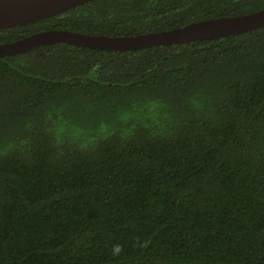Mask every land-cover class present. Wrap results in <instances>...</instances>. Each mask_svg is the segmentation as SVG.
<instances>
[{"label": "trees", "instance_id": "16d2710c", "mask_svg": "<svg viewBox=\"0 0 264 264\" xmlns=\"http://www.w3.org/2000/svg\"><path fill=\"white\" fill-rule=\"evenodd\" d=\"M262 8L88 0L0 29V43L47 29L135 35ZM0 264H264V26L0 57Z\"/></svg>", "mask_w": 264, "mask_h": 264}, {"label": "water", "instance_id": "95a60500", "mask_svg": "<svg viewBox=\"0 0 264 264\" xmlns=\"http://www.w3.org/2000/svg\"><path fill=\"white\" fill-rule=\"evenodd\" d=\"M86 1L88 0H0V29L37 21ZM261 26H264V8L248 14L197 20L168 30L135 35H93L68 29H47L0 43V57L58 42L91 49L134 50L156 45L213 39L246 32Z\"/></svg>", "mask_w": 264, "mask_h": 264}, {"label": "clouds", "instance_id": "9594fccd", "mask_svg": "<svg viewBox=\"0 0 264 264\" xmlns=\"http://www.w3.org/2000/svg\"><path fill=\"white\" fill-rule=\"evenodd\" d=\"M114 251L119 252V247L117 246Z\"/></svg>", "mask_w": 264, "mask_h": 264}]
</instances>
